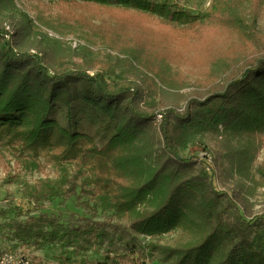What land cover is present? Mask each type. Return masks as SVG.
I'll list each match as a JSON object with an SVG mask.
<instances>
[{
    "label": "trees",
    "instance_id": "obj_1",
    "mask_svg": "<svg viewBox=\"0 0 264 264\" xmlns=\"http://www.w3.org/2000/svg\"><path fill=\"white\" fill-rule=\"evenodd\" d=\"M52 1L110 14L81 17L89 24L97 19L99 29L69 24L72 16L61 23L89 34L86 52L95 49L98 61L69 68L17 51L16 35L0 26V167L7 170L5 184L20 183V169L59 167L57 180L26 185L28 199L40 206L84 196L80 207L93 217L64 224L18 216L0 225V235L35 250L50 244L57 260L79 264H264V214H255L247 197L255 199L260 189L264 198L263 33L249 39L234 27L236 40L229 33L222 45L206 42L208 29L229 16L216 21V9L192 14L181 0ZM128 13L158 21V29L151 27L156 34L130 39L127 31L139 26L126 29ZM170 42L186 54L172 52ZM176 60L201 71L195 88L180 98L182 108L179 100L157 101L164 91L147 79L154 67L152 75L167 86L186 85L169 73ZM204 139L212 147L199 160L189 152ZM216 168L249 185L217 191ZM98 210L104 219L97 220ZM176 231L175 246L158 243Z\"/></svg>",
    "mask_w": 264,
    "mask_h": 264
},
{
    "label": "rangeland",
    "instance_id": "obj_2",
    "mask_svg": "<svg viewBox=\"0 0 264 264\" xmlns=\"http://www.w3.org/2000/svg\"><path fill=\"white\" fill-rule=\"evenodd\" d=\"M181 4L192 14L200 13L201 15H207L216 9V18H218L216 21H220L222 17L229 16L227 23L217 27H213L214 25H212L208 29L213 32L208 31L206 38L209 39L206 42L222 45L226 41L229 33L236 40L237 30L247 34L250 37L249 39L254 38L255 34L253 32L263 33L264 35V0H181ZM81 6L78 8L77 6L57 5L52 0H0V26L10 32L11 35H16L17 51L39 53L46 58H50L52 60L51 62L57 63V65L69 66V68H85L88 66L87 62L91 60L93 63L98 61V54L95 49L91 48L93 51L88 52V54L86 52L88 47L85 45L83 37L89 34L85 30L79 28L71 29L67 25H61V23H64L69 16H72L70 18L71 20L68 21L69 24H72L74 21H79L80 24L93 25L96 29H99L101 25L97 19L92 24H89L87 20L81 19V17L93 15L101 19H109L110 14H106L103 9L97 6ZM125 19L128 21L132 20L131 23L127 24L126 29H131L133 25L139 26L127 31V36L130 39L136 37L140 40L147 33L155 35L156 32L152 31L151 27L158 29L160 26L158 21L154 19L148 24L149 21L132 13H128ZM120 24L121 22H116V25L114 23L108 24L104 29L105 33L112 32ZM234 27L238 29L234 30ZM145 30L146 32H144ZM152 34H148L147 36H152ZM257 37L261 38L260 35H257ZM167 48L172 52L179 50L183 56L187 52L185 48H179V45L174 42L167 44ZM201 48V46H198V49ZM170 69L171 71L169 73L174 76V71L177 72L179 77H183L186 80V85H182L178 89L167 86V84L152 75L157 72V69L154 67L147 74V79L155 81L164 91L162 96L157 94V101H160L161 97L169 102L179 100L175 103L182 108L185 106V103L180 98L190 94L192 89L195 88V81L201 76V71L200 69L191 67L189 64L183 63V61L177 60ZM205 70L207 72L206 68ZM94 72H89V74L93 75ZM128 78L135 80L132 76ZM169 80L176 82L175 79ZM161 117L159 115L158 119L161 120ZM209 147H212L211 142L204 139L200 141V145L192 146L189 153L191 155L199 153V160H202V158L205 160L206 152L204 148L208 149ZM211 156L212 153L208 154L207 161L209 163L212 158ZM259 157L260 160L264 159V149L260 152ZM223 164L226 166L225 162ZM220 166L223 168L222 164ZM18 170H14V172L17 173ZM216 170L213 173L212 179L219 192L230 193L232 190H236L237 192L241 184L245 187L249 185L248 182H244L235 174L233 178H225L217 168ZM6 171L3 167H0V225L18 216H21L23 221H26L31 216H48L58 219L64 224L73 223L74 219L93 217L92 213L86 212L83 207H80L81 202L87 201V198L84 196L81 198H72L67 202H63L62 199L57 198L40 206L34 205L28 199L26 185H33L38 180L45 178L57 180L61 173L59 167L54 165L50 166L44 173L26 168L20 169V183L16 184H5L3 182L7 178ZM261 192L260 189L257 191L255 199L247 195L248 200L254 206V213L257 215L264 214V198H261ZM242 195L245 196L244 193ZM97 215V220L105 218L101 210H98ZM179 235L180 232L178 231L170 233L162 237L158 243L161 245L175 246ZM11 248L12 243L6 237L0 235V255L5 250ZM21 248L29 250L32 253L37 252L38 255L45 256L47 260L54 259L59 255L57 248L52 247L50 244L45 245L41 250H35V248H29L27 246ZM93 257L96 256L91 255L90 258L94 259ZM156 264L160 263L156 262Z\"/></svg>",
    "mask_w": 264,
    "mask_h": 264
},
{
    "label": "built area",
    "instance_id": "obj_3",
    "mask_svg": "<svg viewBox=\"0 0 264 264\" xmlns=\"http://www.w3.org/2000/svg\"><path fill=\"white\" fill-rule=\"evenodd\" d=\"M0 264H79L74 260H57L51 259L47 260L37 254V252L32 253L24 248L17 247V245L12 243V248L5 250L0 255Z\"/></svg>",
    "mask_w": 264,
    "mask_h": 264
}]
</instances>
